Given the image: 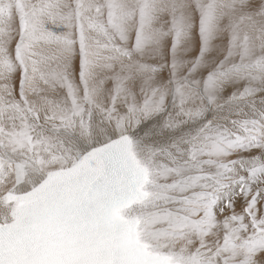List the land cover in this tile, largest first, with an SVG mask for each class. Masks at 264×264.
<instances>
[{"label": "snow or ice", "instance_id": "obj_1", "mask_svg": "<svg viewBox=\"0 0 264 264\" xmlns=\"http://www.w3.org/2000/svg\"><path fill=\"white\" fill-rule=\"evenodd\" d=\"M0 264H264V0H0Z\"/></svg>", "mask_w": 264, "mask_h": 264}]
</instances>
